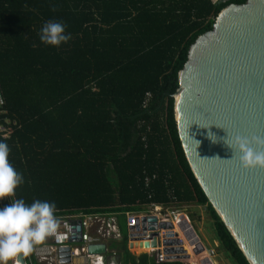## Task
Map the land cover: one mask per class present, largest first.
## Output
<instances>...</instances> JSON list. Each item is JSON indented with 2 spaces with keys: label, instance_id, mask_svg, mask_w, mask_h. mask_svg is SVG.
Masks as SVG:
<instances>
[{
  "label": "trees",
  "instance_id": "trees-1",
  "mask_svg": "<svg viewBox=\"0 0 264 264\" xmlns=\"http://www.w3.org/2000/svg\"><path fill=\"white\" fill-rule=\"evenodd\" d=\"M245 1L0 0V125L11 130L0 141L25 177L16 198L54 201L56 214L118 213L125 231L124 211L172 193L205 205L229 259L249 264L190 168L174 111L191 45L224 6ZM48 20L71 40L41 43ZM119 243L132 264H183L135 262Z\"/></svg>",
  "mask_w": 264,
  "mask_h": 264
},
{
  "label": "water",
  "instance_id": "water-1",
  "mask_svg": "<svg viewBox=\"0 0 264 264\" xmlns=\"http://www.w3.org/2000/svg\"><path fill=\"white\" fill-rule=\"evenodd\" d=\"M174 97L179 137L199 186L247 262L264 264V169H245L224 143L229 134L264 136V0L219 11L212 29L191 45ZM147 220L153 229L173 228L155 225V216ZM70 230L69 241L79 242V221ZM106 248L91 243L87 254L105 256ZM59 254L60 264H85L71 262L68 246Z\"/></svg>",
  "mask_w": 264,
  "mask_h": 264
},
{
  "label": "built area",
  "instance_id": "built-area-1",
  "mask_svg": "<svg viewBox=\"0 0 264 264\" xmlns=\"http://www.w3.org/2000/svg\"><path fill=\"white\" fill-rule=\"evenodd\" d=\"M150 93H146L144 106L150 98ZM4 100L0 94V106L3 105ZM0 132L3 137L8 136L11 132L10 128H4L0 125ZM156 178V175L147 176L145 178V186L147 187L149 182ZM167 184V183H166ZM150 198V196H148ZM169 202L155 203L146 202L137 204L138 208L135 210L124 211V219L126 225V247L127 251H130L129 244L134 241L143 242L151 249L146 254L147 256H153L157 263L162 262H175L179 261L183 264H192L191 254L186 251L184 237L176 228L182 231H190L191 234L198 235L195 231L192 222L188 219H184L183 213L171 211V207L178 203L175 196L169 193ZM8 204L11 203V198H7ZM1 203V202H0ZM120 214V213H119ZM60 218V227L58 229V235L50 237L44 245L37 247L32 254L37 263L41 264H59L60 254L59 249L62 247H69V257H76L83 255L85 257V264H119L116 261L110 260L105 263L104 256H90L87 254V245L91 243H101L109 240H123L119 225L117 222V213L98 211V212H65L56 214ZM180 217L178 222L173 220L174 216ZM149 216H155V225H159L160 222L172 223L173 228H150V221L147 220ZM144 219V220H142ZM72 221H79L81 226L80 241L71 243L70 226ZM198 237V236H197ZM71 244H76L71 246ZM210 256H214V252L207 248ZM131 252V251H130ZM106 254L115 256L116 252H108L106 248ZM113 261V262H112ZM90 262V263H89ZM25 264H32L30 256L26 258Z\"/></svg>",
  "mask_w": 264,
  "mask_h": 264
},
{
  "label": "clouds",
  "instance_id": "clouds-1",
  "mask_svg": "<svg viewBox=\"0 0 264 264\" xmlns=\"http://www.w3.org/2000/svg\"><path fill=\"white\" fill-rule=\"evenodd\" d=\"M66 28L62 21L48 20L40 29L39 40L45 45L59 47L71 40ZM224 143L231 149L232 159H237L245 169H264V136L249 138L229 134ZM10 152L9 145L0 141V200L11 198V203L0 209V264H22V259L31 256L50 237L58 235L60 218L56 215L58 209L54 201L35 199L28 204L23 198H16V191L25 183V177L10 162ZM107 255L110 258L105 261L113 260L111 254L104 257Z\"/></svg>",
  "mask_w": 264,
  "mask_h": 264
},
{
  "label": "rangeland",
  "instance_id": "rangeland-1",
  "mask_svg": "<svg viewBox=\"0 0 264 264\" xmlns=\"http://www.w3.org/2000/svg\"><path fill=\"white\" fill-rule=\"evenodd\" d=\"M169 209H171V211L183 213L182 217L192 222V225L198 234V238H200L206 248H209L211 249V251L214 252V256L212 258L215 259L218 264H233L232 261L229 259L228 255L224 252V249H222V247L220 246L219 241L215 237L213 221L210 218L205 205H200L197 203H176L173 205V207ZM179 219L180 217L177 215L174 217L173 220L175 222H178ZM176 231H179L183 236H185L186 248H188L189 243H193L192 241L198 239L197 236L195 234H191L190 231L186 230L181 232L179 228L178 230L176 229ZM186 232L190 234L189 237L185 235ZM74 245L76 244H71V246ZM138 246V242H134L132 246H130V251L134 253V255L138 254L137 251H139L140 249V246L139 248ZM133 248H135L136 251H134ZM126 260L127 257H125V255L123 254L122 262L125 263ZM196 262L197 261H195V264H198V262Z\"/></svg>",
  "mask_w": 264,
  "mask_h": 264
},
{
  "label": "bare ground",
  "instance_id": "bare-ground-1",
  "mask_svg": "<svg viewBox=\"0 0 264 264\" xmlns=\"http://www.w3.org/2000/svg\"><path fill=\"white\" fill-rule=\"evenodd\" d=\"M185 235L187 237L190 236V234L187 232L185 233ZM183 237H184V241H185V236H183ZM134 242H138L140 244V249H141L142 253L150 252L151 248L148 245L144 244L143 242H139V241H134ZM192 242L193 243H189L188 248H186V241L184 243L185 244L184 248L186 249V251H188L189 254H191L190 258L192 260V264H195V261H197L198 264H218L216 262V260L213 259L212 256H210L209 252L207 251L206 246L203 244V242L200 239L199 240L195 239ZM140 249H139V251H140Z\"/></svg>",
  "mask_w": 264,
  "mask_h": 264
},
{
  "label": "crops",
  "instance_id": "crops-1",
  "mask_svg": "<svg viewBox=\"0 0 264 264\" xmlns=\"http://www.w3.org/2000/svg\"><path fill=\"white\" fill-rule=\"evenodd\" d=\"M137 206V205H136ZM5 206L2 204V203H0V209H2V208H4ZM137 208H138V206H137ZM105 211V210H104ZM113 213V212H112ZM117 215H118V213H117ZM119 216H121V215H119ZM119 216H117V222H118V225L120 224L119 223ZM123 217V216H122ZM123 220H124V225H125V219H124V217H123ZM119 227V229H120V225L118 226ZM120 231H121V235H122V238H123V240H122V242H125V238H126V234H127V232H126V225H125V231H124V233H123V231L120 229ZM198 238V237H197ZM200 238H198V239H196V240H199ZM114 241H116V240H109V239H107L104 243H106V245H107V248H108V252H117V254L118 255H120V263L121 264H132V259L131 258H128L127 257V260H126V263H123L122 262V256H123V254H122V252H121V245H120V243L119 242H121V240H118L117 242H115L114 243V245H115V248H113L114 246H112V244H113V242ZM126 243V242H125ZM134 242H132V244H133ZM116 244H118V245H116ZM132 244H131V246H132ZM139 244V243H138ZM139 246H140V244H139ZM139 246H138V248H139ZM127 248V247H126ZM137 248V249H138ZM134 249V251H136V249L135 248H133ZM129 252V254L133 257V259H134V261L135 262H137V258H138V256H141V255H146V254H142V253H139V254H136V255H134V253H132V252H130V251H128ZM138 252V251H137ZM147 256V255H146ZM149 257H151V258H153V256H149ZM70 258V257H69ZM30 259H31V262H32V264H41V263H37L36 261H35V258L33 257V255H31L30 256ZM70 260H71V262H74V263H80V262H85V257L83 256V255H78V256H76V257H71L70 258ZM23 261L24 262H26V259H23ZM108 261H106L105 263H107ZM90 263V262H89ZM91 264V263H90Z\"/></svg>",
  "mask_w": 264,
  "mask_h": 264
}]
</instances>
